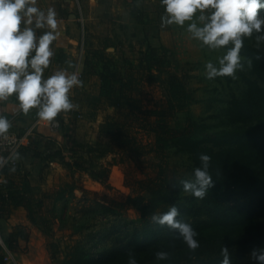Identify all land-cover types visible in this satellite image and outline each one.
<instances>
[{"label": "rangeland", "instance_id": "374dc122", "mask_svg": "<svg viewBox=\"0 0 264 264\" xmlns=\"http://www.w3.org/2000/svg\"><path fill=\"white\" fill-rule=\"evenodd\" d=\"M73 2L79 19V35L74 52L64 60V69L71 73L74 67L70 63L78 65L87 55V66H90L92 73L87 77L80 75L83 86L75 87L74 94L71 89L68 94L71 102L74 105L78 103V107L61 112L56 117L61 124L58 132L62 137L51 140L39 138L38 134L32 135L34 140H28L27 149L22 151L23 166L15 172H9L19 185L24 177L36 195L44 192L54 194L60 189H64V192L61 198H43L40 210L51 219L50 236L29 222L24 207H0L2 238L7 241L9 232L18 224L28 231L27 241H11L12 260L9 264H127L130 252L135 255L137 264H155L158 260L151 248H124L125 238L134 230L148 227L157 230L152 248L158 247L168 238L178 244L176 248L188 247L174 230L152 222L151 216L176 206L180 211L178 219L194 224L207 219L208 206L211 204H205L199 199L191 203L190 193L177 188L179 178L192 177L195 168L188 154L175 153L172 148L144 154L118 149L102 131L106 127V117L112 115L121 121L129 119L133 134L146 149L154 143L150 124L158 115L169 126L179 130L201 123L209 126L204 130L238 127L240 124L218 127L216 123L221 109L231 96H240L244 90L243 76L248 75L250 69L246 62L248 58L240 53L245 66L243 70H237L236 79L224 76L209 80L206 77V63L211 61L219 67V58L232 45L210 50L192 38L187 31L190 22H185L183 27L176 24L162 27L161 17L165 14V7L161 0H118L115 5L108 3L100 9L90 7L88 13L92 18L84 22V26L77 0ZM210 12L211 9L207 10V13ZM259 14L264 16V9H260ZM256 35L254 33L252 38L245 37L244 42L257 48ZM105 39H108L109 45L103 48L104 54L123 75L130 72L134 77L137 86L135 92L140 100V110L135 111L136 120H132L131 115L124 117L122 112L115 113L105 101L97 99L100 79L94 72L100 69L104 60L94 57L91 51L100 47V40ZM151 48H155L157 57H163L165 61L152 60L153 64L147 70L144 57ZM259 48H264V43ZM170 80L182 84L188 97L182 95L183 99L178 102L171 96L168 90ZM73 99L78 102L74 103ZM242 126L264 135V121H252ZM67 138H74L81 143L75 146L77 154L105 166L108 169L107 177L102 181L94 180L88 173L74 167L71 164L73 153L67 146ZM88 145L93 150L88 149ZM57 146L63 149L66 162L54 159L46 161L43 158L46 150ZM67 161L69 164H66ZM136 178L157 179L178 194L176 204L148 206V212L142 216L139 209L125 202L129 195L137 193L144 196L145 203L148 202L150 195L136 188L133 182ZM66 183L71 184L72 188L66 187ZM118 202L124 204L118 206ZM221 203L228 206L243 205L245 199L235 195ZM104 207L114 210L108 212ZM250 211L260 222H264V198L251 203ZM196 239L200 246L188 252L190 260L195 264L221 262V248L224 246L229 249L232 263L248 264L256 262L251 257L252 250L262 249L252 247L246 241L228 244L225 241L206 242ZM49 242L58 243L54 254L49 249ZM73 250L76 251L74 254L71 253ZM173 251L166 252L171 254Z\"/></svg>", "mask_w": 264, "mask_h": 264}, {"label": "trees", "instance_id": "16d2710c", "mask_svg": "<svg viewBox=\"0 0 264 264\" xmlns=\"http://www.w3.org/2000/svg\"><path fill=\"white\" fill-rule=\"evenodd\" d=\"M99 45L100 47L91 51L94 57L104 60L100 69L94 72L100 79L97 99L105 101L108 106L114 109L115 113L122 112L124 117L131 115L132 120H136L135 111L140 110V100L135 92L137 86L134 77L130 72L123 75L113 61L104 54L103 48L109 45L108 39L100 40ZM155 51V48H151L145 54L147 70L153 61H165L163 57H157ZM241 54L252 60L249 74L243 76L244 90L240 96H231L221 109L218 116L219 121L216 123L218 127L231 124H240V126L231 129L221 127L215 130H204L209 126L201 123V125L179 130L169 126L160 118L161 115H158L157 119L150 124V130L154 134V143L149 149H146L133 134L129 119L121 121L108 115L105 120L106 127L102 131L109 136V140L114 142L118 149L144 154L172 148L175 153L188 154L195 168L200 166L198 157L201 153L209 155L211 157L209 171L214 186L208 189L207 195L202 201L211 205L208 206L209 211L205 221L190 224L197 233L195 238L206 242L225 241L228 244L246 241L252 247L264 249V222H260L250 211L251 203L264 198V135L256 134L252 128L242 126L252 121H264V48H256L244 42ZM257 55L262 58L257 60ZM88 63V56L85 55L78 64L82 65L81 75L84 77L92 73L90 66H87ZM149 74L152 75V73ZM168 90L178 102L183 99V96L188 97V94L184 93L183 85L174 80L168 82ZM123 110L125 111L123 112ZM67 142L68 148L73 153L71 164L74 167L88 173L94 180L102 181L107 177L108 169L105 166L76 153L75 146L81 143L74 138H67ZM25 147L26 145L23 146L22 151L25 150ZM88 149L93 150L90 145H88ZM62 150L58 146L49 148L43 158L66 162ZM66 164H69L68 161ZM22 166L20 159L16 166H5L1 169L4 178L0 180V207H24L29 222L38 227L45 235L50 236L51 219L44 216L40 210L43 198H61L64 189H60L54 194L44 192L36 195L35 190L26 183L24 177L19 185L9 174L11 168L14 167L16 170ZM190 178L181 176L177 181V188L182 189L180 180ZM133 182L139 191H146L150 195L147 203L140 193L129 195L126 198L125 202L139 209L142 216L148 212V206L171 205L176 204L178 200V194L157 179L136 178ZM66 187L72 188V185L66 183ZM190 195L192 203L196 198L191 193ZM235 195L242 196L245 203L243 205H222L221 202L228 201ZM117 204L122 206L124 203L118 202ZM104 210L112 212L114 209L104 207ZM156 235L157 230L148 227L134 230L130 236L125 238L124 248L133 247L137 250L151 248L152 253L174 250L169 254L168 259L158 260L155 264H195L188 256L190 249L188 247L176 248L178 244L172 243L169 238L160 243L158 247L152 248L151 244ZM2 239L6 248L10 250L12 240L27 241L28 231L24 226L18 224L9 232L7 241ZM238 239L240 240L237 241ZM48 245L54 254L58 243L49 242ZM75 252L73 250L71 253ZM4 256L5 252L0 246V264H5ZM214 264H220V262ZM231 264L234 263L231 262ZM248 264H257V262L251 261Z\"/></svg>", "mask_w": 264, "mask_h": 264}, {"label": "clouds", "instance_id": "9594fccd", "mask_svg": "<svg viewBox=\"0 0 264 264\" xmlns=\"http://www.w3.org/2000/svg\"><path fill=\"white\" fill-rule=\"evenodd\" d=\"M161 4L165 7V14L161 17L162 27L172 24L183 27L185 22H190L187 31L210 50L232 45L219 58V67L211 61L206 63L209 80L224 76L236 79L237 70H243L245 66L240 55L245 37L252 38L256 33L257 48L264 43V16L259 14V10L264 9V0H161ZM36 5L37 0H0V101L15 95L25 115L38 108V118L51 123L59 113L78 107L71 102L68 94L73 87L83 86L80 79L82 65L70 63L75 71L69 73L61 69L47 79L43 78L44 70L49 67L50 58L54 55L51 45L57 39V13L54 8L50 7L45 12ZM209 9L211 12L207 13ZM45 28L50 31L37 36V30ZM261 58L256 56L257 60ZM246 62L251 68L252 60L247 59ZM10 128V121L0 115V137L8 139L6 134ZM19 158L20 154L15 151L6 158L0 156V169ZM198 158L200 166L193 169L192 177L179 183L183 192L203 200L214 182L209 171L211 157L201 153ZM10 171L15 172V168ZM178 217L179 209L171 206L166 212L153 214L151 221L174 230L188 248L195 251L200 246L195 238L197 233L189 223ZM168 256L165 251L155 253L157 260H166ZM221 256L220 264H231L226 246L221 248ZM251 257L257 264H264V249H253ZM127 264H137L131 252Z\"/></svg>", "mask_w": 264, "mask_h": 264}, {"label": "crops", "instance_id": "0c3cea01", "mask_svg": "<svg viewBox=\"0 0 264 264\" xmlns=\"http://www.w3.org/2000/svg\"><path fill=\"white\" fill-rule=\"evenodd\" d=\"M118 0H77V5L81 10V21L84 26V22L91 20L92 15L88 13V8L96 7L101 8L102 5L112 3L115 5ZM122 1V0H121ZM42 11H47L48 8H54L57 16V39L52 42L51 48L54 52L53 57L50 58V64L47 69L44 70L43 78L47 79L53 75L57 70L64 69L65 58L68 59L70 53L74 52L76 47L77 38L79 35V19L74 10L73 0H37V5ZM23 27V25H21ZM45 31L50 29H38L37 36L42 35ZM52 71L54 73H52ZM75 89V87H73ZM73 89L71 90L74 94ZM85 93V91H84ZM86 95V94H85ZM87 97V96H86ZM74 103L77 100H72ZM78 106V103H76ZM77 108V107H76ZM38 108H33L28 114H24L19 108V102L16 96L13 95L6 100L0 101V115L6 117L11 123V130L17 133H23L27 129L31 128L27 143L34 140L31 136L37 135L39 138H50L51 140L62 137L60 132L53 131L47 121L42 122L37 116ZM37 132V133H36ZM36 138V137H35ZM29 140V141H28ZM38 141V140H37ZM68 146V143H67ZM25 149H27V144ZM53 159H46V161ZM4 178V174L0 172V180Z\"/></svg>", "mask_w": 264, "mask_h": 264}, {"label": "built area", "instance_id": "2783aa9c", "mask_svg": "<svg viewBox=\"0 0 264 264\" xmlns=\"http://www.w3.org/2000/svg\"><path fill=\"white\" fill-rule=\"evenodd\" d=\"M75 70L76 69L74 68L73 71ZM48 125L55 132H58L61 129L60 121L56 118L53 122L51 123L48 122ZM30 131L31 128L27 129L23 133H17L9 129L8 133L6 134L8 139H4L3 137H0V156L6 158L13 151L18 152L20 154V158L18 160H15L14 162L9 161V163L6 166H16L19 163L22 157V148L24 145L27 144V139L30 134ZM0 241H2V243H0V246L3 248L5 252V256H4L5 264H9L12 260L11 252L6 248L1 235H0Z\"/></svg>", "mask_w": 264, "mask_h": 264}]
</instances>
